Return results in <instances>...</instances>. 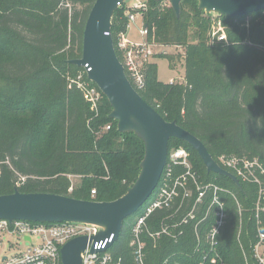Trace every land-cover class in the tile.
Listing matches in <instances>:
<instances>
[{
    "label": "trees",
    "instance_id": "16d2710c",
    "mask_svg": "<svg viewBox=\"0 0 264 264\" xmlns=\"http://www.w3.org/2000/svg\"><path fill=\"white\" fill-rule=\"evenodd\" d=\"M95 2L0 0V195L18 190L112 202L123 197L140 174L143 141L118 131L107 98L89 81L84 68L72 64L82 57L84 29ZM128 12L122 5L114 13L110 33L122 63L118 44L120 35L128 31ZM134 12L141 13L148 42L184 50L182 56H156L167 59L174 70L183 62L184 82L159 81L157 65L149 63L145 88L137 91L140 96L165 121L197 137L226 171L233 173L221 164L222 156L257 160L264 168V11L237 18L217 15L225 27L226 40L221 41V32L214 34L213 14L201 11L195 0H184L179 16L170 0H147L145 9ZM79 84L97 89L95 108ZM178 148L189 152L202 186L223 190L219 197L226 221L218 246L211 251L207 235L217 225L211 190L196 205L195 219L181 224L198 197L190 182V198L184 199L180 190L170 208L157 209L148 218L152 232L167 224L174 237L145 236L147 263L199 264L217 253L219 264H256L252 249L259 229L258 187L241 179L236 185L208 172L191 145L172 138L169 154ZM185 172L176 166L173 177ZM72 176L80 182L70 193ZM162 181L147 203L124 221L109 249L123 264H134L132 227L156 198ZM260 219L264 230V212Z\"/></svg>",
    "mask_w": 264,
    "mask_h": 264
},
{
    "label": "water",
    "instance_id": "95a60500",
    "mask_svg": "<svg viewBox=\"0 0 264 264\" xmlns=\"http://www.w3.org/2000/svg\"><path fill=\"white\" fill-rule=\"evenodd\" d=\"M127 1L96 0L84 29L82 57L72 64L88 70L89 81L98 87L111 105L110 118L117 122L118 131L133 133L143 141L144 158L136 182L123 197L112 202L16 190L12 194L0 195V220L95 225L101 231L91 240L105 242L113 236V241L108 244L110 248L119 238L124 221L135 215L159 186L168 163L172 138L191 145L208 172L225 176L239 185V180L216 163L197 137L176 123L165 121L130 83L110 34L114 13ZM183 1L170 0L177 16ZM195 1L201 11L218 16L237 18L264 11V0ZM88 244V237H78L66 243L61 249L62 263L82 264V255Z\"/></svg>",
    "mask_w": 264,
    "mask_h": 264
},
{
    "label": "built area",
    "instance_id": "2783aa9c",
    "mask_svg": "<svg viewBox=\"0 0 264 264\" xmlns=\"http://www.w3.org/2000/svg\"><path fill=\"white\" fill-rule=\"evenodd\" d=\"M127 3V2H126ZM124 3L123 5H126ZM127 6V5H126ZM122 7V5L120 6ZM131 12L133 10H142L146 8V3H134L127 7ZM128 12L129 24L137 23V17L141 13ZM139 34L143 38L141 42H133L128 38L127 33H122L119 40V48L123 52V66L126 75L136 91L142 90L146 85L145 67L151 63L154 56L153 48L158 45L148 42V30L144 25L139 29ZM108 35V34H107ZM224 35L219 36L218 40H223ZM161 47V46H160ZM163 54L164 53L163 51ZM85 69V68H84ZM86 74L88 72L85 69ZM84 91L85 99L95 108L99 99V93L96 88L88 84H79ZM110 130V126L106 127ZM167 166L162 176V183L156 194V198L146 207L145 211L139 216L132 227L133 262L134 264H148L146 257L145 236L160 239L162 236L174 237L172 227L162 225L157 232H152L146 222L148 218L157 209L170 208L175 200L180 196V190L183 191V198H190L192 195L189 190V183L198 192L194 208L183 219L181 224H187L189 220L195 219V207L202 203L209 191H213L211 206L217 207L216 217L217 225L207 235L208 248L215 251L218 246V236L226 221L224 203L219 194L223 190L214 185L202 186L199 177L193 172L190 166V155L184 148H178L169 154ZM220 162L226 168L230 169L238 180L254 184L258 187V200L256 203V219L258 220L257 242L252 249L253 258L256 264H264V230L262 227L260 213L264 212V168L257 160L247 158H237L231 156L220 157ZM176 166H182L186 172L176 178L173 177V169ZM229 172V171H228ZM164 177V178H163ZM161 182V181H160ZM73 191L70 187L69 192ZM96 191L92 192L95 195ZM182 203L179 205V208ZM207 215V213H206ZM166 226V227H165ZM101 229L95 225L76 224V223H33L27 221L0 220V264H63L61 258V249L69 241L78 237H88L89 244L82 255V264H123L121 258H115L108 248V244L113 241V236L105 242H96L91 240L100 233ZM180 234H183L181 231ZM22 242V245L15 242ZM28 245V246H27ZM198 248H201V240L198 238ZM211 258L205 256L199 264H206L208 260L211 264H219L217 253ZM180 264V263H175Z\"/></svg>",
    "mask_w": 264,
    "mask_h": 264
},
{
    "label": "rangeland",
    "instance_id": "374dc122",
    "mask_svg": "<svg viewBox=\"0 0 264 264\" xmlns=\"http://www.w3.org/2000/svg\"><path fill=\"white\" fill-rule=\"evenodd\" d=\"M139 2H141L143 4V3H146L147 0H129L126 3V5H127L126 7H130L134 3H139ZM131 11L134 14H136V12H134V11H137V10L131 9ZM140 18H141V16H139V19ZM213 19H214V27H213V29H214V32H215L214 34H217L218 32H221V33H219L218 38L221 35L225 36V33L223 31V29H225V27L222 25L221 19H218L216 14H213ZM136 24H137V26H136ZM140 26H141V24H140V22L138 20V23H134L131 26L130 30L127 31L128 38L131 41H133V42H141L143 40V38L139 34ZM223 40H226V36H225V38ZM219 41H221V40H219ZM153 51H154V56L151 59V63H155L157 65L159 81H161L163 83H172V82L175 83V84L183 83L184 82V73H185L183 62H179L178 65H177V68L174 70V69H171L167 59L156 57V56L162 54L163 51L167 55H176V56H180L181 55L182 56L184 54V50L181 49V48H176V47H160L159 46V47L153 48ZM81 79H82V77L78 78V80H81ZM174 150L175 149H173L172 151H174ZM172 151L170 152V154L172 153ZM190 166H191V169L193 170L194 168H193V165H192L191 161H190ZM193 171H195V170H193ZM195 173H196V175L198 174L196 171H195ZM71 179H72V187H74L75 185H77L80 182V178H78V177H73L72 176ZM164 225H167V224H164ZM15 243H19L20 245H22V242H20V241L19 242L16 241Z\"/></svg>",
    "mask_w": 264,
    "mask_h": 264
},
{
    "label": "crops",
    "instance_id": "0c3cea01",
    "mask_svg": "<svg viewBox=\"0 0 264 264\" xmlns=\"http://www.w3.org/2000/svg\"><path fill=\"white\" fill-rule=\"evenodd\" d=\"M138 20H139V22H140V24H141V26H142V25H143V23H142V19H141V18L139 19V17H137V23H138ZM131 26H132V25H131ZM136 26H137V24H136ZM141 26H140V27H141ZM138 28H139V27H138ZM139 29H140V28H139ZM129 30H130V29H129Z\"/></svg>",
    "mask_w": 264,
    "mask_h": 264
}]
</instances>
